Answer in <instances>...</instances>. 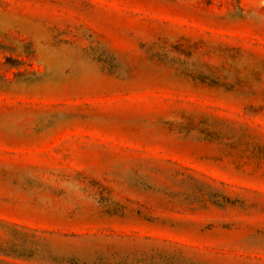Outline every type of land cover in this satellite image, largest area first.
<instances>
[{"label":"rangeland","instance_id":"374dc122","mask_svg":"<svg viewBox=\"0 0 264 264\" xmlns=\"http://www.w3.org/2000/svg\"><path fill=\"white\" fill-rule=\"evenodd\" d=\"M0 264H264V0H0Z\"/></svg>","mask_w":264,"mask_h":264}]
</instances>
